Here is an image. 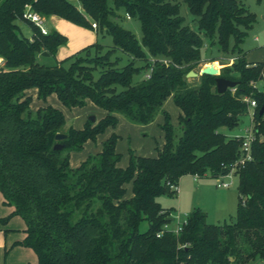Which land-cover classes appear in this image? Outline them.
I'll return each instance as SVG.
<instances>
[{
	"label": "trees",
	"instance_id": "16d2710c",
	"mask_svg": "<svg viewBox=\"0 0 264 264\" xmlns=\"http://www.w3.org/2000/svg\"><path fill=\"white\" fill-rule=\"evenodd\" d=\"M76 1L0 0V194L13 207L0 221L12 215L24 221L21 244L35 252L37 264H264V91L250 84H264V61L248 62L240 48L255 15L238 0H181L195 22L192 28L174 0ZM26 11L93 29L98 39L57 60L66 36L55 29L43 34ZM121 12L139 22L140 39L117 22ZM20 22L30 28L29 37L22 35ZM105 35L110 45L100 42ZM205 41L217 52L235 53L233 62L218 75L186 78L201 62ZM38 56L54 62L42 63ZM152 60L150 77L134 82ZM218 76L236 81L234 91L218 93ZM29 89L41 101L55 95L69 109L89 101L105 114L97 121L88 118L82 128L64 129L60 109L50 104L30 109ZM245 95L256 101L254 140L251 159L234 172L235 222L207 223L196 208L180 232L157 236L174 210L157 201L176 194L170 183L186 174L222 177L240 158L242 138L224 129L232 130L248 113L240 99ZM168 97L178 108L180 133L165 116L156 156L129 151L122 167L112 134L99 152L70 166V153L114 128L117 115L148 124L158 112L165 114ZM57 132L67 137L55 141Z\"/></svg>",
	"mask_w": 264,
	"mask_h": 264
},
{
	"label": "rangeland",
	"instance_id": "374dc122",
	"mask_svg": "<svg viewBox=\"0 0 264 264\" xmlns=\"http://www.w3.org/2000/svg\"><path fill=\"white\" fill-rule=\"evenodd\" d=\"M79 4L76 0H71ZM180 2V14L189 23L190 27L195 28L193 17L188 12L184 3L181 0H174ZM245 8L255 15V21L252 26L246 30V35L240 48L245 55L248 62H256L258 60L264 61V0H238ZM61 23L55 30L62 31L66 36L67 41L61 45L56 51L57 56L61 59L68 57L83 47L95 42L98 37L95 30L76 25L68 20L60 19ZM117 22L124 28L131 30L135 36L140 39L141 31L140 25L137 20L126 19V14L121 12V17ZM20 29L22 35L29 37L31 35L30 28L24 23L20 22ZM48 27V24L46 25ZM257 38V40H256ZM100 42L105 45L111 44V37L105 35L100 38ZM202 60L195 67V72L200 73V70L210 64H215L216 68L221 70L223 66H230L231 60L234 59L235 53H224L221 51L213 50L207 41L201 50ZM38 60L45 64H52L54 62L52 57H40ZM126 62V57L123 58ZM137 66L143 65L141 61H136ZM147 70L136 74L133 81H139L145 78ZM197 78V77H194ZM197 79H191V84H197ZM48 100V104L57 107L63 112L66 125H72L75 128H82L85 121L94 116L99 120L103 116V110L91 102L86 101L83 107L66 108L64 107L55 95H52ZM39 100L37 98L31 100L32 110L35 111L38 107ZM54 103V104H53ZM163 112H158L153 121L148 124L133 123L122 115H117L118 122L114 128L108 127L102 133L98 134L95 140H87L83 148L78 152H72L71 164H74V159H87L90 155H94L102 147L104 140L112 134L116 136L115 149L121 154L119 165L125 167L128 163L129 151L143 156H156L157 148H159L163 141V132L161 125L164 122V117L167 116L169 122L176 128V133L179 135L180 129L178 128V108L173 103L171 97H168L163 105ZM251 126L250 116L248 113L240 116L238 125L232 130L224 129L228 135H243L246 129ZM225 182L228 187H222L220 182ZM238 178L236 175L226 176L222 178H212L209 176L195 178L190 174L183 175L179 179V191L173 196L162 195L157 198V201L162 207L168 209L173 208L171 218L172 220L167 223L168 229H174L177 224L186 219L187 215L196 208H200L206 215V222L213 224H221L223 222H230L236 216L238 191H237ZM127 194L131 190V185L126 186ZM147 228L146 221L140 223V231ZM252 264H260L255 261Z\"/></svg>",
	"mask_w": 264,
	"mask_h": 264
},
{
	"label": "crops",
	"instance_id": "0c3cea01",
	"mask_svg": "<svg viewBox=\"0 0 264 264\" xmlns=\"http://www.w3.org/2000/svg\"><path fill=\"white\" fill-rule=\"evenodd\" d=\"M60 19H63V18H60L56 15H51L48 18H44L45 28L47 30L56 29L59 23H61ZM47 24H48V27H46ZM57 31L63 34L62 31H59V30ZM59 47L57 48V50L59 49ZM55 58L57 60H61V58L57 56V53H55ZM258 61H263V60H258ZM1 62H2V59L0 58V65H1ZM27 94L31 95L32 100L37 98L36 89L27 90ZM51 96L52 95L48 96L46 101H41L40 99L37 98L39 100L38 102L39 107L48 104L47 103L48 100L52 101L51 99H49ZM30 109L32 110L31 103H30ZM104 114L105 112H103V116ZM69 126H72V125H66V127H69ZM163 142H164V139L162 141V144ZM71 155H73L72 152L70 153V157H69V164L71 167H76L81 161H83V159L77 158V159H74V164H71L70 162ZM178 187H179V181H178ZM128 195H130V192ZM12 210H13V207L11 205L3 203V197L0 194V219L8 216L12 212ZM24 229H25L24 221L18 215L10 216L6 222L0 221V264H37V256L35 252L30 247H27L21 244V241L25 237Z\"/></svg>",
	"mask_w": 264,
	"mask_h": 264
},
{
	"label": "built area",
	"instance_id": "2783aa9c",
	"mask_svg": "<svg viewBox=\"0 0 264 264\" xmlns=\"http://www.w3.org/2000/svg\"><path fill=\"white\" fill-rule=\"evenodd\" d=\"M24 16L26 18H28L29 20H31L39 29L40 31L43 33V34H46L47 33V29L45 28V25H44V18L39 16L38 14L36 13H33V12H30V11H26ZM126 19H130V16L128 14H126ZM92 27L93 28H96V24L95 23H92ZM257 39V38H256ZM231 62H233V60H231ZM253 64H255L253 62ZM252 64V65H253ZM153 69V60L151 61V65L150 67L148 68L147 72L145 73V78H149L150 77V74H151V71ZM254 88H258L259 90L261 91H264V84H263V81L259 80V81H252L250 83ZM234 87L232 88V91H234ZM240 99L242 101H244L246 104H247V107H248V114L250 116V123H251V126H249L245 133L243 135H237L239 137L242 138V144H241V156L240 158L236 161V163H234L229 172L227 173V175H224L222 177H228V176H231V175H234V172L236 170V167L238 165H242L244 164L245 161L247 160H250L251 159V156H250V147H251V143L252 141L254 140V130H253V127H254V123H253V115H254V108L256 106V101L255 99L251 98L250 96H241ZM195 178H198L197 175H194ZM222 177H218V178H222ZM220 186L222 187H228V184L225 183V182H220L219 183ZM169 188L174 191L175 193H178L179 191V187H178V184H175V183H170L169 184ZM185 223V220L179 222L177 224V226L174 228V229H168L167 227V224H165L163 226V230L161 232H159L157 234V236H160V234L163 232V231H173L175 233H178L181 231L182 229V224Z\"/></svg>",
	"mask_w": 264,
	"mask_h": 264
},
{
	"label": "water",
	"instance_id": "95a60500",
	"mask_svg": "<svg viewBox=\"0 0 264 264\" xmlns=\"http://www.w3.org/2000/svg\"><path fill=\"white\" fill-rule=\"evenodd\" d=\"M42 55H48L46 52H42ZM210 74V75H218L219 74V70L216 69L212 64H210L209 66H206L204 68H202L200 70V73L198 72H195L193 70H190L187 74H186V78H194V77H197L198 75H201V74ZM215 84H216V90L218 93H223L225 92L228 88H233L237 82L234 81V80H230V79H226V78H223V77H216L215 78ZM262 109L260 110V113H262ZM89 120L91 121H95V117L94 116H90L89 117ZM67 137V135L65 133H62V132H57L55 135H54V139L55 141H61L63 139H65ZM61 146L59 144H56L54 146L55 149H58L60 148ZM168 220H172L171 217L168 218ZM232 222L234 223L235 222V218L232 219Z\"/></svg>",
	"mask_w": 264,
	"mask_h": 264
}]
</instances>
